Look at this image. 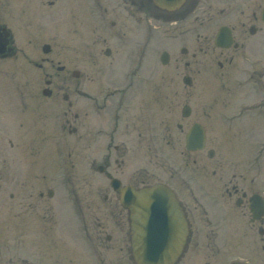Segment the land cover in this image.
Wrapping results in <instances>:
<instances>
[{"label":"flooded vegetation","instance_id":"af4514ba","mask_svg":"<svg viewBox=\"0 0 264 264\" xmlns=\"http://www.w3.org/2000/svg\"><path fill=\"white\" fill-rule=\"evenodd\" d=\"M229 1L231 5H244L241 11L244 18L237 19V23H227L232 44L229 47L214 44V48L223 58L217 62L219 67L229 69L235 89L228 94L212 93L209 99L213 108L205 116L195 113L202 96L193 98V90L202 86L197 75L202 66L198 57L204 52L200 32L204 17L198 11L203 0H184L171 10L157 7L155 0H0V129L6 130L11 121L14 122L26 134V137L23 134V146L27 150L28 146L35 149L30 154L26 150L23 155L24 165L30 171L23 173L25 180L29 178L39 185L34 191L40 198L35 202H42L54 194L52 188H45L49 180L46 177L54 180L58 175L55 160L61 130L69 135L78 134L87 145L85 158H91L93 165L97 162L96 149H101L102 164L98 165L101 178L94 185L93 204L90 201L82 205L78 200L79 203L71 208L75 235L77 231L85 248L84 253L78 252L82 258L91 257V254L104 261L103 250L108 253L117 247L122 260L134 261L132 215L135 212L123 204L121 189L124 186L139 189L158 182L172 189L180 207L178 219L185 218L189 227L185 250L176 264H264L262 139H255V145H259L254 146L252 159L246 163L247 174L239 175L243 179L241 185L235 181L236 173L227 172L219 178L231 177V188L226 182L225 189L220 190L222 196L227 194L234 203L230 221L246 216L243 230L245 228V234L250 237H245L242 246L247 247L245 244L249 243L251 252H234L229 248L225 252L218 240V230L212 231L207 243L212 253H185L189 244L195 247L200 244L202 216L206 225L217 223L218 228L223 227V220L214 221L202 196H197L190 188L188 194L186 147L184 163L178 168L161 159L164 175L149 167H139L138 156H135L137 165L128 169L129 158L132 156L134 160L135 151L139 153L140 136L144 137L145 147L151 150L149 160L156 156L159 145L155 126L165 132L164 138L166 136L167 143H171L174 119L175 130L184 133V146L192 127L199 125L205 131V147L188 151L196 154L195 164L204 163L205 157L197 155L203 153L210 142L209 124L202 117L213 119L212 128L226 132L245 130L252 133L253 118L264 120V0ZM188 19L195 21L198 30L194 42L193 33H189L192 30L187 28ZM156 21L179 24L180 31L172 34L175 29H162L168 38L160 40L158 45L157 32L160 30ZM177 41L183 43L179 49ZM188 43H193L194 48ZM157 46L162 47L159 54L162 67L157 66L155 59ZM173 50H179L184 56L191 55L182 68L184 76L176 83L171 76H165ZM124 52L131 54L128 57L133 59L125 62L117 74ZM165 58L167 63L163 61ZM81 66L86 69L83 75L78 70ZM157 68L162 70V76H158ZM175 68L180 66L176 64ZM170 92L175 93L173 98ZM77 96L83 100L82 116L74 111L78 106ZM157 115H161L158 121L155 120ZM80 131L84 134H79ZM27 132L35 134L27 137ZM261 133L264 135V129ZM211 142L218 147V139L214 136ZM10 144L13 145L12 140ZM215 151L213 148L207 151L209 160L215 158ZM34 153L38 154L33 157ZM85 180L88 181V175ZM89 192L91 194L92 190ZM40 208L42 210V206ZM52 211L53 207L47 205L41 218H52ZM62 252L69 255L75 250L67 248ZM45 255L43 252L37 256L44 259ZM26 262L25 255L23 264Z\"/></svg>","mask_w":264,"mask_h":264},{"label":"rangeland","instance_id":"374dc122","mask_svg":"<svg viewBox=\"0 0 264 264\" xmlns=\"http://www.w3.org/2000/svg\"><path fill=\"white\" fill-rule=\"evenodd\" d=\"M201 5L198 11L204 17L203 26L200 31L204 40V52L198 57L199 59L201 58L202 66L197 78L202 86L198 90H193L195 94L193 98L196 95L202 96L200 106L196 108L195 113L199 114L198 112H200L206 116L213 108L209 99L212 93H219L220 95L228 94L235 89L229 69L226 67L221 69L217 63L218 60H223V58L218 56L219 53L214 48L213 40L220 25L230 23V21L232 24L237 23V19L244 18L241 15L244 5H235V3L231 5L229 0H203ZM156 26L160 30L157 32L158 45L160 40H166L168 38L164 35L162 29H175H172V34L179 33L180 31L179 24L169 25L166 22L156 21ZM187 28L192 30L189 33H193L192 38L194 42L195 33L198 32L197 28H195V21L188 19ZM172 40H175V38H172ZM177 44L178 49L183 45L180 41H177ZM188 45H190L191 49L194 48L193 43H188ZM161 50L162 47L157 46L155 59L157 66L162 67L158 60ZM129 55L131 54L124 52L123 62L121 68L117 70V74L125 66V62L132 61L133 58L132 56L128 57ZM170 55L171 61L166 65L165 76H171L176 83V81H179L184 76L182 68L184 67V62L187 59H191V55L184 56L179 50H173ZM134 60H136V57ZM192 60L195 61V59ZM176 64L180 68H175ZM193 66L195 67L196 65L193 63ZM78 70L83 75L86 69L81 66ZM157 74L158 76H162V70L157 68ZM82 79L79 80L81 83L83 81ZM189 91L191 92V90ZM174 96L175 93L170 92V97L173 98ZM80 99L82 98L79 96L76 97L78 106L74 111L82 116L84 106H82L83 100L81 101ZM178 100L180 101L179 97ZM205 116L202 119L203 121H208L209 126L207 128H209L208 138L210 142L207 149L197 155L205 157L204 163L198 161L195 164L193 159L196 157V154H191L187 151V169H185V176L187 178L186 189H188V194H190V188L195 190L197 196H202L204 205L212 214L214 221L223 220V227L218 228L219 225L217 223H213L214 226L206 225L205 219L202 216L199 238L200 244L196 249L190 246L188 253H212V249L210 246H207V243L210 240L209 237L212 231L216 232L218 230V240L220 244H223L221 246L224 247V250L229 248V251L234 252L239 250L251 252V245L249 243L245 244L247 247L242 246L245 237H250L245 234V228L243 230L246 216L243 215L244 218L242 220L236 219L233 222L230 221L232 210L235 209L234 203L227 194L222 196V190L225 189L226 182L228 183V188L232 186L229 182L231 177H226L223 180L219 178L221 176L224 177L227 172L236 173L237 179L235 181L241 185L243 179L239 175L243 176V174H247L245 173L246 163H249L252 159L255 149L252 141L255 139H264V135L261 133L264 129V120L260 121L257 118L254 120L253 118L252 123L255 127L252 133H247L245 130L226 132L212 128L211 123H213V119L208 117L205 119ZM160 119L161 115H157L155 120L158 121ZM172 119L173 116L171 117ZM174 121H172L171 143H167L166 136L164 138L165 132L159 126H155L154 130L159 147L156 149V156L152 157V161L149 160L151 150L145 147L142 143L144 137L140 136V150L139 153L135 151L134 160H132V156L129 158V170H132L137 165L135 156H138L139 167H149L162 175H164L165 169L162 160L177 168L181 166V163H184V152H186L184 133L182 134L175 130ZM80 133L83 135L84 131H80ZM23 134L26 137L23 128H18V125H15L12 121L10 127L6 130H3V128L0 129V264H23L25 255L27 258L26 264H131L129 261L122 260L117 247L110 249V251L108 250V253L103 250L104 252L102 253L106 254V258L100 262L94 255L90 254L91 257L87 255L88 257L82 258L78 254L80 251L84 253L85 248L83 249V244L79 241L76 227L75 235L71 208L79 203L78 200L82 205H87L90 201L93 204L94 185L98 184L101 178L98 172V165L102 164L100 160L101 149H96L97 154L95 156L97 157V162L93 165L89 160L91 158H85L87 145L83 143L81 138L79 139L78 134L69 135L67 131L61 130L58 139H62V141L60 140L57 146L55 160L58 175L56 174L57 178L54 180L49 176L46 177L49 180L45 188H52L54 194L51 198L45 197L42 202L36 203L35 200L40 197L36 195L37 191L34 190L39 185H35V182L29 178L25 180L26 176L23 175L26 171L30 172L23 162V158H25L23 155H25L27 150L23 146ZM34 134L32 133V135ZM32 135L27 132V137ZM212 136L218 139V147L215 143L211 142ZM10 140L13 141L12 146ZM54 144L56 145L57 142H54ZM211 148L216 150L215 158L209 160L207 151ZM27 151L30 154V152H35V149L33 148L31 150L30 146H28ZM37 154L34 153L33 157ZM262 156L264 157V153ZM33 157L31 156L30 160ZM220 163H223L222 168L218 167ZM115 167L116 165L114 164ZM85 175H88V181L85 180ZM242 184L245 185V183ZM26 185H28V191L26 190ZM89 190H92L91 194ZM47 205L53 207V211L50 213L53 217L50 219H42L41 215ZM41 206L42 210L40 208ZM236 210L240 211L237 208ZM85 247L89 249V252H92V250L90 251L89 244H86ZM67 248H73L75 252L64 255L62 251ZM78 248H81V250ZM43 252L47 258L39 259L37 255Z\"/></svg>","mask_w":264,"mask_h":264},{"label":"water","instance_id":"95a60500","mask_svg":"<svg viewBox=\"0 0 264 264\" xmlns=\"http://www.w3.org/2000/svg\"><path fill=\"white\" fill-rule=\"evenodd\" d=\"M163 8H171L169 4L157 0ZM230 35L222 28L217 36L218 45H226ZM202 132L193 129L188 135L189 147L196 142H202ZM128 196L126 205L137 212L139 218L133 215L135 236L133 247L138 264H173L185 243L187 229L184 222L177 219V202L172 193L162 185L134 190L124 188ZM151 213V219L148 220ZM148 220V221H146ZM147 222H149V227Z\"/></svg>","mask_w":264,"mask_h":264}]
</instances>
